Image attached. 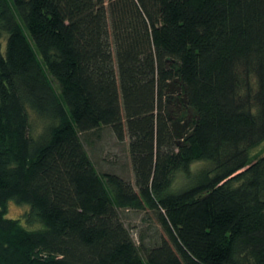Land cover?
<instances>
[{
	"label": "trees",
	"instance_id": "16d2710c",
	"mask_svg": "<svg viewBox=\"0 0 264 264\" xmlns=\"http://www.w3.org/2000/svg\"><path fill=\"white\" fill-rule=\"evenodd\" d=\"M102 127L134 182L98 172ZM263 142L264 0H0V264H264Z\"/></svg>",
	"mask_w": 264,
	"mask_h": 264
},
{
	"label": "rangeland",
	"instance_id": "374dc122",
	"mask_svg": "<svg viewBox=\"0 0 264 264\" xmlns=\"http://www.w3.org/2000/svg\"><path fill=\"white\" fill-rule=\"evenodd\" d=\"M175 91V90H174ZM176 92H173V94ZM180 96V95H179ZM182 98V97H180ZM174 106H172L173 108ZM171 123L176 120V130L181 132L182 137L187 133L188 127L179 128L178 125L185 124L175 113L171 114ZM32 131L38 133L42 127L36 115H31ZM82 140L92 158L99 173L112 172L134 182V172L129 151V140L119 142L110 127H102L94 131L82 134ZM264 153V142L252 149L251 154L254 158ZM185 183L183 176L179 177V183ZM27 210V206L10 204V214L13 217H20ZM146 213L127 212L124 213L125 222L135 242L140 245L142 236H146L145 242L148 246L153 245L160 238L161 228L156 223L155 217L151 215V222L145 220Z\"/></svg>",
	"mask_w": 264,
	"mask_h": 264
},
{
	"label": "water",
	"instance_id": "95a60500",
	"mask_svg": "<svg viewBox=\"0 0 264 264\" xmlns=\"http://www.w3.org/2000/svg\"><path fill=\"white\" fill-rule=\"evenodd\" d=\"M176 81H178V80H176ZM172 92L174 91L173 89L171 90ZM183 101H184V103L185 104H187V95L186 94H184V98H183ZM170 120H172V117H170L169 118ZM178 122L175 120L174 122H173V129H174V132H175V134H176V136L177 137H179V138H181L182 137V134H181V132H178L177 130H176V124H177ZM188 125H189V123H188V120H186L185 121V124H183V125H178V127L179 128H186V127H188Z\"/></svg>",
	"mask_w": 264,
	"mask_h": 264
},
{
	"label": "flooded vegetation",
	"instance_id": "af4514ba",
	"mask_svg": "<svg viewBox=\"0 0 264 264\" xmlns=\"http://www.w3.org/2000/svg\"><path fill=\"white\" fill-rule=\"evenodd\" d=\"M177 102H178V109H179V111H183L182 106H181V102L179 100H177ZM180 117H181V115H180Z\"/></svg>",
	"mask_w": 264,
	"mask_h": 264
},
{
	"label": "clouds",
	"instance_id": "9594fccd",
	"mask_svg": "<svg viewBox=\"0 0 264 264\" xmlns=\"http://www.w3.org/2000/svg\"><path fill=\"white\" fill-rule=\"evenodd\" d=\"M58 258H62V257H58Z\"/></svg>",
	"mask_w": 264,
	"mask_h": 264
}]
</instances>
